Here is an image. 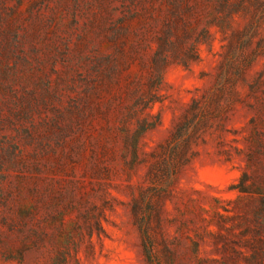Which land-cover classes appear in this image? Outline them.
I'll use <instances>...</instances> for the list:
<instances>
[{"label":"rangeland","instance_id":"rangeland-1","mask_svg":"<svg viewBox=\"0 0 264 264\" xmlns=\"http://www.w3.org/2000/svg\"><path fill=\"white\" fill-rule=\"evenodd\" d=\"M0 264H264V0H0Z\"/></svg>","mask_w":264,"mask_h":264}]
</instances>
